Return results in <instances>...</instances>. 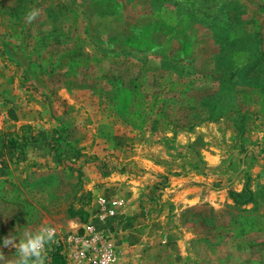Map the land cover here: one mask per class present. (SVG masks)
<instances>
[{
	"label": "rangeland",
	"instance_id": "rangeland-1",
	"mask_svg": "<svg viewBox=\"0 0 264 264\" xmlns=\"http://www.w3.org/2000/svg\"><path fill=\"white\" fill-rule=\"evenodd\" d=\"M122 22L116 59L120 39L101 32ZM91 83L98 103L79 92ZM0 111L6 258L9 234L82 230L132 184L137 229L104 228L117 264L125 240L133 264H264V0H0Z\"/></svg>",
	"mask_w": 264,
	"mask_h": 264
},
{
	"label": "crops",
	"instance_id": "crops-1",
	"mask_svg": "<svg viewBox=\"0 0 264 264\" xmlns=\"http://www.w3.org/2000/svg\"><path fill=\"white\" fill-rule=\"evenodd\" d=\"M117 25H120V26H117ZM110 26H108L107 28H103V31L101 33L105 34V36L109 37V35H111V39H113V36H117V38L120 39V41L117 42V45H114V52L112 51V53L110 54V56H113V58H116V55L117 52H119L120 50H123L125 48H128L126 43H123V40L125 39V37L127 36L125 33L126 31V28H127V24L122 22V23H112L111 24V28H109ZM113 27V28H112ZM118 30H117V29ZM112 29V30H111ZM125 29V30H124ZM121 36V37H119ZM117 59V58H116ZM153 62L154 61H158L156 59L152 60ZM120 65V64H119ZM114 66V64H112L109 68V72H106V79H107V82L110 83L111 86H113L116 91L118 90H121V93L123 94L122 97L124 96H129L127 93L124 92L123 88H127V85L125 86L124 83L121 81V78L119 79L116 74H117V71L119 70L120 71V74L122 75V77L124 76L122 73H123V70H122V67L121 66ZM115 68V69H114ZM114 69V70H113ZM158 66L155 68L154 71L158 72ZM117 70V71H116ZM120 77V76H119ZM123 80V79H122ZM90 89H80L79 92H82L84 94L86 93H91L90 96H91V101L93 100L95 103H98L99 99H98V95L95 91H93V89H91L94 85L93 83L90 84ZM70 85H65L64 83H59L57 85V95L61 98H65V97H68V98H72V97H75V93L78 91L77 89H71V87H69ZM51 91H53L51 88H50ZM47 95L48 92H47ZM77 95V94H76ZM81 95V94H80ZM88 95V94H87ZM57 96V97H58ZM118 99L116 98V96L114 97V94L111 92V95L109 94V99L108 101L111 102V103H115L116 104V101ZM117 111H115L114 115H117L118 114L116 113ZM30 121V120H29ZM12 123H15L16 125L18 124V126L16 127H19V123L16 122V121H11ZM27 121L26 120H22L21 123H26ZM30 123V122H29ZM11 124V123H10ZM7 128V127H6ZM11 130L13 131L14 130V127L11 128ZM77 131V129L75 130ZM2 138L0 137V158L3 157L4 155V151H5V141L4 140H1ZM5 157V156H4ZM87 166H90V165H87ZM86 170L88 169H91V167H88V168H85ZM147 175H149V173H145L143 175V177H141L140 179V185L143 186L144 184H149V183H152L153 182V178H149L147 177ZM133 181L132 180H127L126 183H132ZM115 184H118L121 188V186L123 185V183L119 184V183H114ZM109 184H106V187L108 186ZM105 189V188H104ZM103 190V189H102ZM124 190H128V191H131L130 192V195L127 197V198H123L124 200H119L117 201V208L115 207L114 211H115V215L118 219H121V220H110L108 222V220L104 221V220H98L99 216L101 215V206H100V213L97 214L96 217L98 218H95L97 221H91V224L95 225L98 229H104V228H107V226L111 227V225L113 224V227L119 224H123L124 222H126V225L128 223H130L128 226H130L129 228L131 229H126L124 231V233H126L127 237L130 238L131 237V231L134 230L135 228L137 229L138 225H137V222L136 223H132V216H134L136 214V203L134 202V199L135 197L137 196V192L139 191V187H137L136 185H132V184H127V186L124 187ZM122 192L120 191L119 194H121ZM118 194V195H119ZM118 195H116V197H118ZM119 198V197H118ZM120 199V198H119ZM108 208H110L108 205L106 206ZM126 219V220H125ZM136 219V218H134ZM115 221V222H114ZM112 223V224H111ZM134 224V225H133ZM135 231V230H134ZM126 241L128 240H125V243L123 244V247L125 248V250L122 248V250H124V254L126 256H128V260L130 262V264H133L135 262L134 258H133V255L132 253L129 254V251H131V246L129 245V243H127ZM122 245V244H121ZM120 247V246H119ZM121 248V247H120Z\"/></svg>",
	"mask_w": 264,
	"mask_h": 264
},
{
	"label": "built area",
	"instance_id": "built-area-1",
	"mask_svg": "<svg viewBox=\"0 0 264 264\" xmlns=\"http://www.w3.org/2000/svg\"><path fill=\"white\" fill-rule=\"evenodd\" d=\"M4 119L0 111V132L4 128ZM99 203L102 212L100 219L115 215L112 208L106 207L105 199H100ZM54 244L58 245L65 264H117L119 260L120 247L111 231L98 229L91 222L84 225L82 230L68 231L62 235L57 231ZM54 244L46 245L47 254Z\"/></svg>",
	"mask_w": 264,
	"mask_h": 264
},
{
	"label": "clouds",
	"instance_id": "clouds-1",
	"mask_svg": "<svg viewBox=\"0 0 264 264\" xmlns=\"http://www.w3.org/2000/svg\"><path fill=\"white\" fill-rule=\"evenodd\" d=\"M38 15L39 10L32 9L26 14V20L31 22ZM56 236V227L49 224H43L35 232L26 230L23 236L19 238L16 235L9 234L2 241L3 246L15 248L18 255L15 260H10L0 251V264H46V245L54 244Z\"/></svg>",
	"mask_w": 264,
	"mask_h": 264
},
{
	"label": "trees",
	"instance_id": "trees-1",
	"mask_svg": "<svg viewBox=\"0 0 264 264\" xmlns=\"http://www.w3.org/2000/svg\"><path fill=\"white\" fill-rule=\"evenodd\" d=\"M10 146L13 147L14 139L10 138ZM77 212H69V215L75 216ZM47 260L46 264H64V260L59 254V247L57 244L53 245V248L50 250V252L47 254Z\"/></svg>",
	"mask_w": 264,
	"mask_h": 264
}]
</instances>
